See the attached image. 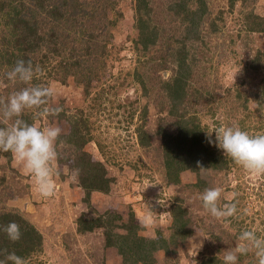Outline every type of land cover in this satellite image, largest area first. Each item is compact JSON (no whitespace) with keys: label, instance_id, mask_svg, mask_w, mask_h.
<instances>
[{"label":"rangeland","instance_id":"obj_1","mask_svg":"<svg viewBox=\"0 0 264 264\" xmlns=\"http://www.w3.org/2000/svg\"><path fill=\"white\" fill-rule=\"evenodd\" d=\"M147 1L150 10L145 19L150 15L148 24L157 31L149 49H144L139 39L136 1L101 0L108 6L107 17L114 20L106 23L98 37L99 48L107 43L104 51L100 49L103 52L95 50L93 56H84L89 40L72 29L64 41L65 49L55 51L43 45L31 53L33 63L42 68L37 74L42 80L39 84L54 89L49 107L61 109L35 122L38 126H59L62 133L57 141L61 156L55 162L56 191L52 197L40 195L32 176L11 152L0 151V214L13 210L43 234L42 246L23 257L26 264H123L117 247H105L101 229L84 234L77 231L82 213L90 217L120 213L126 221L134 213L136 222L144 227L141 234H162L169 239L167 247L154 252L150 264H207L210 258L224 264V252L236 246L242 230H255L264 236V173L249 172L228 157L221 170H200L199 186H193L199 173L191 169L183 170L181 182L174 184L164 163L165 147L159 132L164 126L176 133L181 121L195 115L203 128L202 137L209 142L211 134L214 147V131L221 126L236 124L250 135L264 134V31L248 29L251 13L264 23V0H236L233 5L231 0H205V14L193 29L189 27L194 22L186 26L174 14L180 0ZM197 7L193 1L191 8ZM213 22L219 26L217 34L212 33ZM182 36L187 41L185 57L191 76L187 100L177 106L165 84L180 75L177 54L159 49L179 48L175 39ZM14 38L11 27L0 17V98L5 100L16 90L36 84L12 82L4 76L15 64L16 56L11 53H18ZM76 58L83 61V68L70 66L69 70L66 62ZM90 62L93 67L87 68ZM86 75L90 86L85 85ZM173 108L177 109L175 114L170 112ZM85 115L90 118L93 134L86 149L93 159L106 164L108 175L114 178L109 193L92 192L91 207L83 201L85 190L79 185L78 173L72 178L71 168L75 149L70 126ZM12 122L0 115V126ZM143 131L150 134L149 146L140 143L143 137L148 139L141 136ZM215 186L223 189L220 206L237 203L233 217L216 219L203 208L200 194ZM179 204L187 209L191 235L170 240L175 234L172 212ZM148 215L151 221L143 225L141 221ZM115 230L122 232L123 228ZM238 264H257V259L249 253L240 256Z\"/></svg>","mask_w":264,"mask_h":264},{"label":"trees","instance_id":"obj_2","mask_svg":"<svg viewBox=\"0 0 264 264\" xmlns=\"http://www.w3.org/2000/svg\"><path fill=\"white\" fill-rule=\"evenodd\" d=\"M135 1L136 24L140 30L139 39L143 44L142 47L149 49L150 44H154L156 41L157 31L154 30L152 25L148 24L150 15L147 16L148 20L145 19V15L150 10L147 7L148 1ZM193 1L197 2V9L191 8ZM235 1L231 0V5ZM246 1L242 0L243 3ZM204 3L205 0H180L174 14L186 22V26H188L189 22H194L189 27L193 29L205 14ZM108 10V6L103 5L101 0H31L30 2L27 0H0V17L7 26L11 27L12 34L15 36L14 39L18 53H11L10 55L16 56L15 62L18 59H31L33 62L31 53L43 45L47 49H54L55 51L59 48L65 49L67 43L64 41H66L72 29H76L79 34L81 33L84 40H89V44L83 49L84 56H93L95 50L103 49L104 51L107 43L104 41V44H101V48H99L97 41L101 32L105 31L106 23L111 20L107 17ZM200 10L203 11L200 12ZM97 17L98 19L99 17L105 19V22L102 23L101 19H99L100 23L98 24ZM248 18L252 19L248 29L255 32L264 31V23L262 20H258L260 17L257 14L251 13L248 15ZM113 22L114 20L112 19L110 24ZM99 26H102V29H99ZM211 29L212 33L217 34L219 31L218 24L213 22ZM175 41L179 48L159 49V52L167 50L168 53L166 52L165 54H169L172 51V53L177 54V59L175 58V60L180 64V75L172 83L169 80L165 84L170 97L175 101L174 104L178 106L187 100L185 93H187L188 77L190 78L191 73L185 57L188 54L186 37H176ZM8 42H11V40H8ZM36 63L33 64L35 65ZM82 63L83 61L79 58L74 59L71 63L66 62L69 70L70 66H74L76 70L83 68L80 67ZM86 67H93V63H88ZM49 72L53 75V70ZM39 75L36 74L34 76L33 82L36 84L42 81ZM63 81L66 82V79H63ZM84 81L85 85H91L89 76ZM178 109L181 111L180 108ZM176 110L173 108L170 112L175 114ZM20 118L29 123L38 120L36 113L31 110H25ZM181 122L182 124L178 127L176 133L170 132L164 126L159 128L165 147L166 157L164 163L166 168H168L169 180L172 183L179 184L181 182V172L183 170L191 169L199 173L200 167L197 166L198 162L205 170H221L227 166L228 156L224 155L221 149L213 145L211 146L207 139L202 137L203 128L200 125L198 117L190 115L186 120ZM71 124L69 132L71 137L70 142L75 149L71 168L79 170V185L85 190L83 201L91 207L92 192L101 191L109 193L110 185L114 181V178L108 175L109 171L106 164L101 160L93 159L92 154L86 149V145L93 141L90 118L85 115L73 120ZM142 135L148 136V139L143 137L140 143L143 146H149L150 134L143 131L141 132ZM198 179L193 186H199L202 180L200 173ZM187 213V209L181 204L173 210L172 216L175 234L170 240H174L175 237L176 239H185L191 235V230L189 229L190 217L187 216ZM10 221H15L19 224L22 235L18 241L12 242L4 232L0 231V259H4L6 255L3 250H7V252L14 251L18 256L23 258L27 253L35 251L38 247L42 246L43 234L28 219H25L19 213L13 212V210L0 214V225H5ZM116 228H123V231L117 232ZM97 229L102 230L105 247L114 246L118 248L119 253L123 255V264H150L154 252L168 246L169 239L162 236V234L159 235L161 237H149L141 234L140 231L144 227L136 222L134 213H131L128 221L123 220L120 213L109 214V212L93 217L82 213L78 217L77 231L79 233L95 232ZM136 253H140V255L133 258L134 260L131 259ZM218 261L216 258H210L206 263L219 264Z\"/></svg>","mask_w":264,"mask_h":264},{"label":"clouds","instance_id":"obj_3","mask_svg":"<svg viewBox=\"0 0 264 264\" xmlns=\"http://www.w3.org/2000/svg\"><path fill=\"white\" fill-rule=\"evenodd\" d=\"M42 71L40 65H34L31 59L16 60L10 71L4 74L8 81L31 84L36 74ZM55 95L50 85L35 84L26 86L11 93L7 99L0 98V115L4 120H12L10 126H0V151L11 152L18 159L33 178L35 186L43 197H52L56 191L54 175L55 162L58 159L57 141L62 129L56 125L38 126L36 122L29 123L21 119L26 109H37L39 119L52 114H58L61 109L49 107L51 98ZM15 119L13 120V118ZM215 146L221 149L224 155L230 157L236 164L252 173H264V134L250 135L238 125L221 126L215 131ZM209 143H213L210 139ZM200 170L205 169L199 164ZM78 169L73 170V179ZM223 189L219 186L207 187L200 194L203 208L216 219L233 217L237 213V203L229 202L219 205ZM151 216H145L141 223L147 225ZM0 231L7 238L16 242L21 238L20 226L15 221L0 225ZM0 264H26L24 258L14 251L7 252ZM254 253L257 264H264V236L257 235L255 230H242L238 236V243L234 248H228L223 255L224 264H238L242 255Z\"/></svg>","mask_w":264,"mask_h":264}]
</instances>
